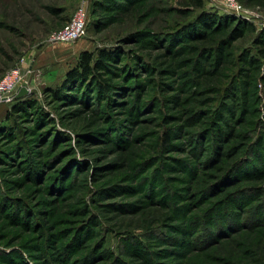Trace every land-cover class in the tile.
<instances>
[{"label":"rangeland","instance_id":"rangeland-1","mask_svg":"<svg viewBox=\"0 0 264 264\" xmlns=\"http://www.w3.org/2000/svg\"><path fill=\"white\" fill-rule=\"evenodd\" d=\"M238 2L245 12L221 0H0V80L21 67L35 101L18 113L16 97L0 102V264H264V195L247 208L242 193L202 227L188 219L217 200L196 184L213 172L218 127L243 115L248 125L234 132L252 135L251 159L264 155V9ZM83 7V37L53 42ZM204 11L224 17L228 43L217 51L195 46L213 28L197 23ZM85 50L111 56L57 98ZM231 56L223 83L195 95L202 75ZM250 56L263 67L249 104L235 84ZM130 146L140 151L132 162ZM186 227H201L194 240L209 244L190 249Z\"/></svg>","mask_w":264,"mask_h":264},{"label":"trees","instance_id":"trees-1","mask_svg":"<svg viewBox=\"0 0 264 264\" xmlns=\"http://www.w3.org/2000/svg\"><path fill=\"white\" fill-rule=\"evenodd\" d=\"M245 5L250 7H259L261 9H264V0H241ZM191 4L195 7L203 8L205 4V0H190ZM181 12L185 13L184 10ZM224 18V17H222ZM221 16H219L216 13L206 12L204 11L201 13L197 19V23L200 21L201 24H207V25H213V28L209 30V32H203L197 34L193 39H195V46L197 48H214V50L217 51V49H222L224 44H227L228 41L225 40V33L224 32H218L220 23L222 22ZM221 27V26H220ZM259 43L262 45L258 48V54L261 58H264V32L261 33V39H259ZM98 55V56H97ZM111 56V53L102 51L101 53L97 54L93 51L85 50L81 54L79 64L71 69L68 72L66 81L63 83V85L53 91V94L59 98L61 91L64 90L65 86H68L71 82H74L75 80H83L89 77L90 75H95L97 73V70L100 69L101 65L107 62L108 58ZM250 67L245 72V75L242 79V82L235 84V90L237 94L247 96L248 103L254 102L253 97V89L257 86V81L259 80L260 73L263 67V64L260 61V59L257 56H250ZM221 67L217 73L215 72H209L206 75H202V80L198 82L197 84H194L196 87L193 92L195 93H202L207 92V90H210L219 84L223 83V75L228 70H231V67H233V59L232 56L230 58H223L221 61ZM97 75V74H96ZM218 75V77H217ZM99 81L101 86L106 90H110L111 82L107 78H102L101 74H98ZM61 90V91H60ZM16 104H14L13 109L15 113L21 112L25 110L27 107L34 105L35 101L33 99H30L28 96L16 98ZM187 105H189L187 103ZM192 105V104H191ZM190 106L183 107L179 106L178 108H182L181 110L186 112L187 114L190 113ZM199 112V111H198ZM245 112V111H244ZM242 112V114H244ZM191 114V113H190ZM233 114V113H231ZM193 119H188V122ZM205 122V120H204ZM227 122V121H226ZM249 121L248 119H244V116L241 115L239 118H237L235 124L233 125H240V127L246 128ZM230 124V122L226 123V127H218L217 131L214 132L215 136V147H214V154L210 161H208L207 166H209L213 172L208 173L209 178H202L196 185L201 186L202 184L209 185L208 192L212 193L213 196L217 198L215 204L208 208L204 215H200L194 218V216H191L188 218L190 220V225L192 224H198L201 223V227L205 226L207 224V220H205L204 216H218L223 208V204L226 202H230L232 199L235 200V198L242 197L240 196L242 193L245 194V207H251L253 204H256L257 202H260L262 200V195H264L263 187L262 185H257L258 182H264V178L260 179L261 181L252 180L254 177L260 176L264 173V155H260L258 158V162L251 159L246 154V150L253 142L252 135L248 134L245 139L240 140V133L234 132V126ZM202 132V133H201ZM200 135L202 138L207 136V134L210 131H201ZM206 132V133H205ZM170 131H168L165 135V141H170ZM163 138L160 140L162 141ZM160 141V142H161ZM241 145L236 149L238 145ZM232 146V149L229 150V147ZM259 146H263V143ZM243 148V149H242ZM140 154L139 149H137L135 146H130L127 151L124 153V157L128 160V162H132L136 159ZM246 154V155H245ZM263 167V168H262ZM251 184V186H250ZM258 192L259 195H254L252 192ZM262 194V195H260ZM248 198V200H247ZM255 203H249L248 201L252 200ZM212 214V215H211ZM211 218V217H210ZM247 227H252L249 225H245ZM200 228L192 230L191 227H186L187 233H192L193 237L189 240L190 249H200L205 248V245L209 243H205L204 245H197L196 240H194L195 236L200 232ZM210 229V227H208ZM215 234L213 233L214 237ZM196 239V238H195ZM211 239V238H210ZM214 239V238H213ZM212 239V240H213ZM211 240V241H212ZM216 241V240H215ZM139 259L142 254L135 253ZM23 259V257H22ZM25 259V258H24ZM22 261H25V260ZM146 261H144L142 264H145ZM27 264V261L25 262Z\"/></svg>","mask_w":264,"mask_h":264},{"label":"built area","instance_id":"built-area-1","mask_svg":"<svg viewBox=\"0 0 264 264\" xmlns=\"http://www.w3.org/2000/svg\"><path fill=\"white\" fill-rule=\"evenodd\" d=\"M224 4L234 10L242 13L245 9L239 4L238 0H221ZM88 24V13L85 7L79 9L72 21L61 31L54 33L51 37L53 42H76L83 37ZM32 72V69L29 71ZM28 83L31 90L30 82L23 73L21 67H15L0 80V102L13 100L20 87Z\"/></svg>","mask_w":264,"mask_h":264},{"label":"water","instance_id":"water-1","mask_svg":"<svg viewBox=\"0 0 264 264\" xmlns=\"http://www.w3.org/2000/svg\"><path fill=\"white\" fill-rule=\"evenodd\" d=\"M30 94V90L28 87V83L25 82L20 89L18 90V92L16 93V98H21V97H25L28 96Z\"/></svg>","mask_w":264,"mask_h":264}]
</instances>
